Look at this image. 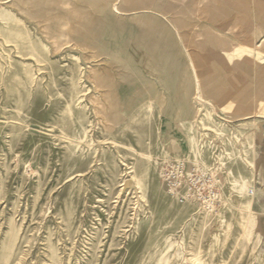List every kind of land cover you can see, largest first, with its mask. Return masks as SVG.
Segmentation results:
<instances>
[{
	"label": "rangeland",
	"instance_id": "1",
	"mask_svg": "<svg viewBox=\"0 0 264 264\" xmlns=\"http://www.w3.org/2000/svg\"><path fill=\"white\" fill-rule=\"evenodd\" d=\"M0 264H264V0H0Z\"/></svg>",
	"mask_w": 264,
	"mask_h": 264
},
{
	"label": "built area",
	"instance_id": "2",
	"mask_svg": "<svg viewBox=\"0 0 264 264\" xmlns=\"http://www.w3.org/2000/svg\"><path fill=\"white\" fill-rule=\"evenodd\" d=\"M198 177L199 176L192 177L193 179L190 181V184H191L190 185V189L187 190L184 195H181V200H180L181 202L187 201L188 196L189 197L190 196H193V197L195 196L193 194V186H195L194 183H196ZM175 186L178 189L183 190L182 183H180V181H177V184ZM200 199L202 200L205 208H207L209 210H213L214 209V206H215V201L217 200V193L214 192V190L209 189L208 192L204 196H201Z\"/></svg>",
	"mask_w": 264,
	"mask_h": 264
},
{
	"label": "crops",
	"instance_id": "3",
	"mask_svg": "<svg viewBox=\"0 0 264 264\" xmlns=\"http://www.w3.org/2000/svg\"><path fill=\"white\" fill-rule=\"evenodd\" d=\"M83 34H84L83 37H86V39H91V34L89 33V29H88V31H84ZM93 44H96V43H93ZM107 69L109 70V68H107Z\"/></svg>",
	"mask_w": 264,
	"mask_h": 264
}]
</instances>
